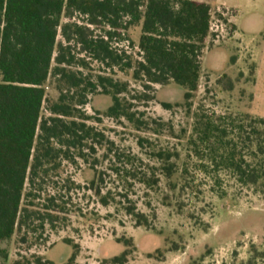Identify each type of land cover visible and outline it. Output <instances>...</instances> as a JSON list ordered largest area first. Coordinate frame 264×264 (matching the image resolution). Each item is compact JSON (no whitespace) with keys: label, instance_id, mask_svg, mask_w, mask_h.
Segmentation results:
<instances>
[{"label":"trees","instance_id":"16d2710c","mask_svg":"<svg viewBox=\"0 0 264 264\" xmlns=\"http://www.w3.org/2000/svg\"><path fill=\"white\" fill-rule=\"evenodd\" d=\"M63 19L68 22L62 24ZM211 20L212 6L206 0H0V244L15 233H34L58 221L64 196L52 181L62 162L87 163L85 151L113 153L104 134L88 124L90 118L82 111L87 97L109 96L105 118L123 119L137 130L143 125L131 112V102L151 98L127 100L128 82L115 81L110 74L84 75L82 71L90 72L88 62L110 73L116 69L143 92L174 84L188 103L198 91ZM129 31L138 33L135 53L120 47ZM49 79L55 85V100L46 97ZM186 147L187 161L181 168L176 167L175 153L149 154L169 192L198 191L189 181L191 169L219 199L228 195L225 179L264 195V118L196 113ZM95 166L96 160L89 166L93 177L86 190L104 207L119 203L111 189L102 193L106 187ZM132 166L110 163L109 171L124 187L132 182L158 186V178L141 175ZM125 211L137 226L148 227L147 218L132 206ZM71 247L66 264L76 257L77 246ZM6 256L0 249V258ZM126 256L124 251L109 262L123 264Z\"/></svg>","mask_w":264,"mask_h":264},{"label":"rangeland","instance_id":"374dc122","mask_svg":"<svg viewBox=\"0 0 264 264\" xmlns=\"http://www.w3.org/2000/svg\"><path fill=\"white\" fill-rule=\"evenodd\" d=\"M206 1L212 6L210 36L198 91L190 102L184 101L183 90L174 84L155 85L143 92L116 69L110 73L88 62L90 72L80 70L84 75L110 74L115 81L128 82L127 100L141 95L151 98L131 102V112L143 125L137 130L123 119L105 118L102 114L110 107L111 98L99 93L87 97L82 111L90 118L88 124L104 134L107 149L113 153L85 151L87 163L79 159L74 164L62 162L52 186L62 188L63 213L52 225L43 224L26 235L15 233L1 243L7 256L0 258V264H36L37 259L40 264H66L74 245L73 264H111L109 260L124 251L123 264H264V195L240 189L225 179L228 195L219 199L191 169L189 181L198 191L169 192L158 163L149 157L152 150L170 151L177 154L176 167L181 168L187 161L186 139L196 113L264 118V0ZM66 22L62 20V24ZM137 37V31H129L128 41L118 44L135 53ZM44 88L47 99L57 98L53 79ZM95 160L106 187L102 193L111 189L119 203L104 207L86 190L93 177L89 166ZM128 162L135 172L158 178V186L148 188L130 181L131 185L122 186V179L112 175L109 165L122 167ZM127 206L143 214L148 227L137 226L126 214ZM127 240L130 243L123 247Z\"/></svg>","mask_w":264,"mask_h":264}]
</instances>
